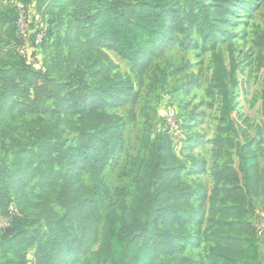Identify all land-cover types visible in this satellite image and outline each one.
I'll use <instances>...</instances> for the list:
<instances>
[{
  "label": "trees",
  "instance_id": "obj_1",
  "mask_svg": "<svg viewBox=\"0 0 264 264\" xmlns=\"http://www.w3.org/2000/svg\"><path fill=\"white\" fill-rule=\"evenodd\" d=\"M180 1L69 2L79 10L67 29L68 37L73 35L72 42L76 43L70 52L71 61L76 56L83 61L96 49L114 68L102 51L107 47L142 72L167 49L176 45L189 48L196 26L197 33L215 51L214 80L223 96L222 119L225 120L235 109L234 96L226 83L224 56L218 45L235 0H213L211 4L205 0H185L189 10L178 14ZM8 12L14 17L7 18L2 25H8L7 31L14 28L17 36V13L10 7ZM46 40L45 32L43 43ZM20 44L17 36L10 49L22 61L14 56L0 60V64L9 67L0 70V114L7 103L18 98L20 100L14 103L27 112L58 119L55 124H49L40 118L28 142L1 131L10 143L12 155L8 167L6 163L0 166V174L5 178L3 190L15 194H26L27 190L35 188L46 191L38 207L41 209L39 220H44L48 236L44 238L40 231H35L27 245L37 244V264L73 263L89 255L98 242L101 247L95 256L102 264H264L256 229L247 220L254 212L253 197L264 196V170H260L250 145L234 144L238 168L228 165L215 168L209 226L203 233L198 231L193 236L189 230L193 224L202 223L206 215L195 207L200 190L181 180L182 168L166 132L157 135L149 146L145 145L149 148V157L142 162L144 187L134 196L131 205L126 201L118 202L113 212L103 215L102 207L112 201L113 196L127 198L130 195L126 189H117L112 194L103 179L112 158L122 147V126L106 113L104 103L110 94L102 88L88 92L84 81L77 87L66 88L51 79L47 72L32 69L16 51ZM254 44L264 51V31ZM107 70H93L90 77H100L108 86ZM131 96L129 91L127 98ZM28 97L32 98L26 103L23 99ZM92 98L95 101L86 111L88 100ZM50 102H53L51 107ZM62 116L76 117L75 122L70 121L78 134L72 145L61 142ZM227 142L233 143L230 137ZM225 143L218 137L216 146L223 147ZM218 153L223 154V151L220 149ZM84 173L89 178L88 184L79 182ZM54 204L65 213L59 215ZM5 212L4 216L8 214ZM19 219L20 210L5 228H13ZM71 219L78 230L74 238L69 236L66 226ZM19 237L17 235L16 239ZM200 242L211 245V253L206 258L194 260L185 255L188 248ZM83 264L92 262L86 258Z\"/></svg>",
  "mask_w": 264,
  "mask_h": 264
},
{
  "label": "rangeland",
  "instance_id": "obj_2",
  "mask_svg": "<svg viewBox=\"0 0 264 264\" xmlns=\"http://www.w3.org/2000/svg\"><path fill=\"white\" fill-rule=\"evenodd\" d=\"M10 1L25 4L32 36L39 30L47 34L42 46H29L27 55L22 57L32 69L47 72L51 79L61 82L66 88L77 87L84 81L88 92L102 88L110 94L104 103L107 105L106 113L122 126V147L112 158L103 179L112 194L117 189H126L130 195L127 198L113 196V200L102 207L103 215L113 212L118 202L126 201L131 205L134 196L143 189L145 170L142 162L149 157V148H145V145L149 146L157 135L164 132L172 139L173 152L182 168L181 180L200 190L195 207L206 216L202 223L190 226L193 236L198 231L203 233L209 226L215 168L225 165L238 168L235 145H250L258 158L260 170H264V51L254 44L264 31V0H235L232 15L221 34L218 47L223 52L226 83L234 96L235 107L225 120L222 119L223 96L214 80L215 51L197 33L196 26L192 30L189 48L179 45L169 48L140 72L107 47L102 51L114 68L102 59L96 49L87 54L83 61H79L77 56L71 61L73 56H70V52L76 43L72 42L73 35L68 37L67 29L70 21L75 19L74 14L79 12L76 6L69 4L73 0ZM205 1L207 4L213 2ZM4 2L0 0V18H3L0 22V60L14 56L10 46L17 37L14 28L7 31L8 25H2L7 18L14 17ZM187 10L189 6L185 0H181L178 14ZM93 66L95 68L91 69ZM7 69L9 67L0 64V70ZM103 69H111L106 71L110 77L108 86L102 78L90 77L93 70ZM129 91L132 96L127 98ZM31 98L23 100L28 103ZM17 100L20 99L7 103L0 114V166L6 163L8 167L12 161L10 143L1 135V131H8L28 142L31 133L38 128L40 118L49 124L58 121L57 117L27 112L14 103ZM94 101V98L88 100L86 111ZM48 106H53V102ZM99 110L101 112L102 108ZM75 120L76 117L62 116L59 123L61 142L67 145H72L78 137L72 129L73 124H70ZM176 127L181 131L179 135L176 134ZM218 137L226 141L223 147L216 146ZM229 137L233 143L227 142ZM220 149L223 154L218 153ZM7 167L6 170L10 171ZM4 181V174H0V264H37V244L32 247L27 245L28 238L35 231H40L44 238L48 236L44 220H39L41 209L38 207L46 191L35 188L27 190L26 194H15L3 190ZM79 182L88 184V176L84 173ZM12 205L19 208L21 219L7 230L2 218ZM53 207L59 215L65 213L58 205L54 204ZM253 207L254 212L247 216V220L256 229L260 257L264 263V196L253 197ZM66 226L71 238L78 236L74 220H69ZM17 235L20 236L18 239ZM100 247L101 243L98 242L89 255L65 264H83L86 258L92 264H102L95 256ZM210 253L211 245L200 242L188 248L185 255L200 260Z\"/></svg>",
  "mask_w": 264,
  "mask_h": 264
},
{
  "label": "built area",
  "instance_id": "obj_3",
  "mask_svg": "<svg viewBox=\"0 0 264 264\" xmlns=\"http://www.w3.org/2000/svg\"><path fill=\"white\" fill-rule=\"evenodd\" d=\"M4 3L6 6L14 9L17 13L16 33L21 44L16 48V51L21 57H25L29 46H41L45 38V31L39 30L32 36L29 31L28 13L25 4L18 1L11 2L10 0H5ZM180 133V129L176 127V134L179 135ZM17 215H19L17 207L11 206L8 210V214L2 218L3 224L9 226L12 219Z\"/></svg>",
  "mask_w": 264,
  "mask_h": 264
}]
</instances>
